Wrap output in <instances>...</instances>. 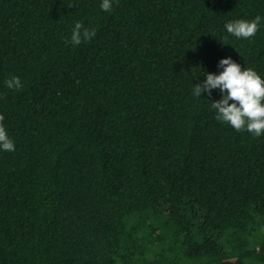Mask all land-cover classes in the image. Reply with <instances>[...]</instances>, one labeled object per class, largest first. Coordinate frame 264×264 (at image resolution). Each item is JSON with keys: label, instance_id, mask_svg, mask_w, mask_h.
Segmentation results:
<instances>
[{"label": "trees", "instance_id": "16d2710c", "mask_svg": "<svg viewBox=\"0 0 264 264\" xmlns=\"http://www.w3.org/2000/svg\"><path fill=\"white\" fill-rule=\"evenodd\" d=\"M100 2L0 0V264H264V135L191 95L224 56L264 76V24L224 29L264 0Z\"/></svg>", "mask_w": 264, "mask_h": 264}, {"label": "clouds", "instance_id": "9594fccd", "mask_svg": "<svg viewBox=\"0 0 264 264\" xmlns=\"http://www.w3.org/2000/svg\"><path fill=\"white\" fill-rule=\"evenodd\" d=\"M113 0H101L100 8L109 11ZM264 24V17L257 14L252 19L236 18L226 21L224 29L236 39L253 37ZM96 35L95 28H87L80 21L75 22L69 41L79 45ZM218 72H204V79L192 84L191 95L200 98L201 93L211 96L218 90L220 98L210 102L215 119L237 131H247L253 137L264 135V76L254 68L243 67L231 56L221 57L217 63ZM11 89H20L22 82L13 74L4 80ZM3 117L0 116V119ZM15 144L6 129L0 125V151H14Z\"/></svg>", "mask_w": 264, "mask_h": 264}]
</instances>
